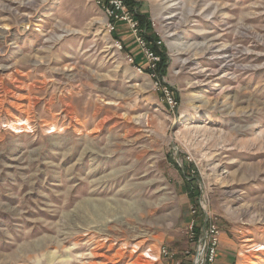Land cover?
Here are the masks:
<instances>
[{"label": "rangeland", "instance_id": "rangeland-1", "mask_svg": "<svg viewBox=\"0 0 264 264\" xmlns=\"http://www.w3.org/2000/svg\"><path fill=\"white\" fill-rule=\"evenodd\" d=\"M135 1L174 109L94 0H0V264H264V0Z\"/></svg>", "mask_w": 264, "mask_h": 264}, {"label": "built area", "instance_id": "built-area-1", "mask_svg": "<svg viewBox=\"0 0 264 264\" xmlns=\"http://www.w3.org/2000/svg\"><path fill=\"white\" fill-rule=\"evenodd\" d=\"M95 4L102 10L106 17V28L111 33L116 30L117 24L126 25L134 36V40L143 54L146 67L151 71L149 78L155 81V86L159 87V92L165 104L174 109L177 102L172 97L170 91L166 87H162L155 75V65L159 58L154 55L147 47L145 42L139 36V27L136 19L131 14L125 0H94ZM119 49H122L120 43ZM138 71L141 72L140 68ZM200 203V202H199ZM194 210L192 213L194 214ZM194 221L191 222L188 236L191 242V250L188 252L189 264H219L218 251L220 247V238L222 231L218 224L212 219H205L198 232L195 231ZM159 256L166 260V264L174 263V254L168 252L165 248H161Z\"/></svg>", "mask_w": 264, "mask_h": 264}, {"label": "trees", "instance_id": "trees-1", "mask_svg": "<svg viewBox=\"0 0 264 264\" xmlns=\"http://www.w3.org/2000/svg\"><path fill=\"white\" fill-rule=\"evenodd\" d=\"M125 4L128 6L131 14L133 15V17L136 19V21L138 23V27L140 30L138 33L139 36L145 42L146 47L154 55H156L159 58V61L155 65L154 72H155V75L157 77V80L161 84L162 83V82H160L161 77L163 76V73L165 72L166 57H165L164 53L162 52V49L160 48L158 36L155 34V32L153 31V29L151 27L152 25L149 22L148 15L146 13L139 12L140 5L138 2H136L135 0H125ZM144 72L147 74H151V71L147 67L144 69ZM161 86L168 88L167 86H164L162 84H161ZM168 90H169V88H168ZM160 95H161V93H160ZM171 95L174 98V100L177 102L178 99L174 96V94L171 93ZM198 206L199 205H195V207H198ZM198 230H199V225H196L195 231L198 232Z\"/></svg>", "mask_w": 264, "mask_h": 264}, {"label": "bare ground", "instance_id": "bare-ground-1", "mask_svg": "<svg viewBox=\"0 0 264 264\" xmlns=\"http://www.w3.org/2000/svg\"><path fill=\"white\" fill-rule=\"evenodd\" d=\"M169 19V18H168ZM218 59H222V58H218ZM234 61V60H231ZM219 62V61H218ZM227 67V66H226ZM253 247L255 252H259V251H264V246L263 245H255V246H250ZM148 257V256H147Z\"/></svg>", "mask_w": 264, "mask_h": 264}, {"label": "crops", "instance_id": "crops-1", "mask_svg": "<svg viewBox=\"0 0 264 264\" xmlns=\"http://www.w3.org/2000/svg\"><path fill=\"white\" fill-rule=\"evenodd\" d=\"M121 25H119V27H120ZM221 238H222V235H221ZM221 238H220V244H221ZM221 246V245H220ZM220 248V247H219ZM221 256V255H220ZM218 259H219V253H218ZM218 262H219V264H224L223 262H221L220 260H218ZM228 264H230V263H228Z\"/></svg>", "mask_w": 264, "mask_h": 264}]
</instances>
